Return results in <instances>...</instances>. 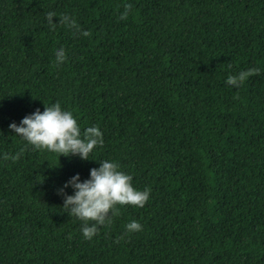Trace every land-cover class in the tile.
Returning <instances> with one entry per match:
<instances>
[{
	"label": "trees",
	"instance_id": "trees-1",
	"mask_svg": "<svg viewBox=\"0 0 264 264\" xmlns=\"http://www.w3.org/2000/svg\"><path fill=\"white\" fill-rule=\"evenodd\" d=\"M125 2L0 0V264H264V0ZM52 102L102 132L89 159L7 127ZM102 159L149 198L85 240L56 190Z\"/></svg>",
	"mask_w": 264,
	"mask_h": 264
},
{
	"label": "clouds",
	"instance_id": "clouds-1",
	"mask_svg": "<svg viewBox=\"0 0 264 264\" xmlns=\"http://www.w3.org/2000/svg\"><path fill=\"white\" fill-rule=\"evenodd\" d=\"M130 7L131 4L126 0L119 12L120 19L128 16ZM54 16L57 17L55 21L52 20ZM44 18L50 30L54 31L57 25H63L78 31L81 36L88 35L86 30L77 28L68 13L46 11ZM53 56V64L59 66L66 59L63 46L56 48ZM258 71V68H249L247 72L228 74L225 83L238 86L247 74ZM7 127L32 149L47 150L57 156L74 155L89 159L94 146L103 144L102 132L97 125L81 129L73 114L62 109L58 102L44 105L42 111L33 109L23 115L19 122L10 121ZM65 188H70L71 193L65 192ZM56 191L62 197L61 206L67 215L80 222L79 231L83 239L89 240L97 233L98 226L111 223V215L116 214L117 204L143 207L149 198L150 189L147 186L143 189L133 187L130 174L122 171L116 161L102 159L96 167L89 168L86 178L80 179L79 173H73ZM141 227L137 220H128L124 224V234L138 232Z\"/></svg>",
	"mask_w": 264,
	"mask_h": 264
}]
</instances>
